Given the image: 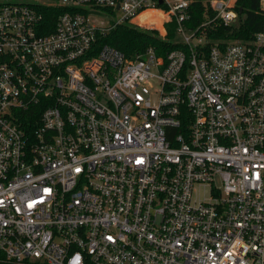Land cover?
I'll return each mask as SVG.
<instances>
[{
	"label": "built area",
	"instance_id": "2783aa9c",
	"mask_svg": "<svg viewBox=\"0 0 264 264\" xmlns=\"http://www.w3.org/2000/svg\"><path fill=\"white\" fill-rule=\"evenodd\" d=\"M195 1L0 0V264H264V27L211 43L243 10Z\"/></svg>",
	"mask_w": 264,
	"mask_h": 264
},
{
	"label": "trees",
	"instance_id": "16d2710c",
	"mask_svg": "<svg viewBox=\"0 0 264 264\" xmlns=\"http://www.w3.org/2000/svg\"><path fill=\"white\" fill-rule=\"evenodd\" d=\"M208 2L210 0H196L193 3L191 25H197L206 19L208 17L206 13L207 15H214L210 13V8H206ZM241 8L243 14L239 24L234 26L216 24L208 29V38L211 43L220 38L250 40L257 31L264 27V10L261 8L259 0H237L236 9L240 10ZM139 20L142 24L154 22L158 27H161V15L154 10L143 12L139 16ZM159 33L158 30L144 29L130 21H126L116 24L110 29L107 35L102 37L101 42L119 49L129 58L137 57L148 47L157 49L158 54H164L168 50L177 47L176 44L171 42L174 34L170 29L166 37H162ZM33 121L37 122V120ZM24 123L27 124V121ZM34 127V125H31L30 130Z\"/></svg>",
	"mask_w": 264,
	"mask_h": 264
},
{
	"label": "rangeland",
	"instance_id": "374dc122",
	"mask_svg": "<svg viewBox=\"0 0 264 264\" xmlns=\"http://www.w3.org/2000/svg\"><path fill=\"white\" fill-rule=\"evenodd\" d=\"M109 18H110L112 21H114V18H113V17H109ZM166 27L169 28V29L171 30V32L175 33L174 26H172V25H167ZM175 37H176V40H179V38H180V36L178 35V33H176Z\"/></svg>",
	"mask_w": 264,
	"mask_h": 264
},
{
	"label": "water",
	"instance_id": "95a60500",
	"mask_svg": "<svg viewBox=\"0 0 264 264\" xmlns=\"http://www.w3.org/2000/svg\"><path fill=\"white\" fill-rule=\"evenodd\" d=\"M160 3H162V1H160ZM240 12H242V9L240 10Z\"/></svg>",
	"mask_w": 264,
	"mask_h": 264
}]
</instances>
